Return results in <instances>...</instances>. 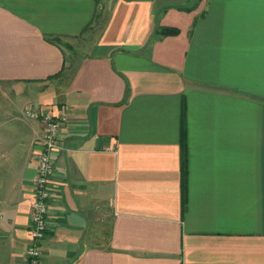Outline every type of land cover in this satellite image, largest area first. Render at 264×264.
<instances>
[{
	"label": "crops",
	"instance_id": "1",
	"mask_svg": "<svg viewBox=\"0 0 264 264\" xmlns=\"http://www.w3.org/2000/svg\"><path fill=\"white\" fill-rule=\"evenodd\" d=\"M168 2L0 0V264H26L31 107L67 117L40 264H264V0Z\"/></svg>",
	"mask_w": 264,
	"mask_h": 264
},
{
	"label": "built area",
	"instance_id": "2",
	"mask_svg": "<svg viewBox=\"0 0 264 264\" xmlns=\"http://www.w3.org/2000/svg\"><path fill=\"white\" fill-rule=\"evenodd\" d=\"M25 114L31 118L41 119L44 126L42 148L37 156L35 198L31 207L30 238L26 250V264H40L41 244L49 229V201L52 197L50 179L55 165L53 154L60 147L61 134L67 117L57 116L37 107L26 109Z\"/></svg>",
	"mask_w": 264,
	"mask_h": 264
},
{
	"label": "trees",
	"instance_id": "3",
	"mask_svg": "<svg viewBox=\"0 0 264 264\" xmlns=\"http://www.w3.org/2000/svg\"><path fill=\"white\" fill-rule=\"evenodd\" d=\"M178 32H179V30L176 29L175 27L162 26L158 30L157 34H161V35H173V34H176ZM67 47L70 48L71 46L70 45H67Z\"/></svg>",
	"mask_w": 264,
	"mask_h": 264
},
{
	"label": "rangeland",
	"instance_id": "4",
	"mask_svg": "<svg viewBox=\"0 0 264 264\" xmlns=\"http://www.w3.org/2000/svg\"><path fill=\"white\" fill-rule=\"evenodd\" d=\"M193 1L195 0H169L168 3H172V4H177V5H188L190 3H192ZM86 45L82 46L80 49L81 50H85V47ZM79 49V48H78Z\"/></svg>",
	"mask_w": 264,
	"mask_h": 264
}]
</instances>
